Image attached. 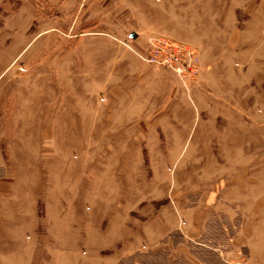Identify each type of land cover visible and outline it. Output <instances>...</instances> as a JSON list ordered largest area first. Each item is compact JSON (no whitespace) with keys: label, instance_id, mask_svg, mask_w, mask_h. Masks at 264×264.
I'll return each mask as SVG.
<instances>
[{"label":"rangeland","instance_id":"374dc122","mask_svg":"<svg viewBox=\"0 0 264 264\" xmlns=\"http://www.w3.org/2000/svg\"><path fill=\"white\" fill-rule=\"evenodd\" d=\"M158 40L168 41L163 62L177 53L186 69V84L171 72L169 118L192 127L130 132L124 113L153 108L156 86L119 96L113 62L137 60L129 49ZM11 80L31 95L26 113L57 131L39 134L51 145L36 166L42 195L23 220L9 214L0 264H144L146 221L179 222L184 183L202 173L242 179L255 209L229 264H264V0H0V89Z\"/></svg>","mask_w":264,"mask_h":264},{"label":"crops","instance_id":"0c3cea01","mask_svg":"<svg viewBox=\"0 0 264 264\" xmlns=\"http://www.w3.org/2000/svg\"><path fill=\"white\" fill-rule=\"evenodd\" d=\"M20 37L22 36L17 29L12 51L22 50ZM135 38L134 35L130 36L133 41ZM136 59L113 62V67L117 69L115 75H118V80L114 82V92L119 96L127 93L131 98L133 92H142L145 85H155L156 93L151 100H155L156 105L150 109L144 105L141 109L135 108L134 111L124 113L126 118L122 123L124 127H128L126 130L171 133L185 132L187 127H192H186L185 124L181 126L180 122L169 118L176 116L178 111L168 107V89L177 82V78L164 68L145 64L137 57ZM14 61L15 58L10 63ZM131 75L136 76L142 87L135 88L131 78L125 81ZM9 83L6 90L0 89V238L8 236V224L12 219L9 214L20 213L23 220L26 208L29 212L36 211V201L42 195L40 172L39 168L36 171V166L40 167L42 163L41 148H51L48 143L42 146L39 134L50 128L57 131V126L49 120H45L43 125L38 114L26 113V108L35 107L30 100L31 95H26L23 88L19 89L18 80H11ZM136 101L137 99L133 103ZM205 131L213 132L214 126L200 125V132ZM27 133L33 136L26 139ZM48 159H51L50 156ZM211 165L215 166L213 170H219L217 162ZM202 175L203 173L201 177L194 179L192 185L184 183L187 191L176 201L179 222L172 221L168 227L160 220L146 221L150 248L140 254L144 264H229L235 256L234 245L242 234L241 226L250 222L249 212H254L255 206H249L248 200L241 197L242 179H226L220 175L208 178ZM55 193L54 188L53 194ZM238 194L240 196L234 197ZM188 196L193 201L188 200ZM25 198L28 205L25 204ZM232 230H236L235 233L232 234ZM174 235L177 237L176 247L173 249L169 243ZM128 264L141 263L128 258Z\"/></svg>","mask_w":264,"mask_h":264},{"label":"built area","instance_id":"2783aa9c","mask_svg":"<svg viewBox=\"0 0 264 264\" xmlns=\"http://www.w3.org/2000/svg\"><path fill=\"white\" fill-rule=\"evenodd\" d=\"M167 40V39H166ZM162 41L158 40L156 43H150L149 48L146 52L144 53H139L133 49H129L133 54H135L142 62L147 63V64H152L154 66L162 67L170 72H172L174 75H177L176 77L178 80L181 82V84H186L184 82L183 78H180L178 74H184L186 72L184 64L181 62L180 55L177 53H173V60L174 62H168L164 63L163 62V55H164V50L160 46L161 43H167L168 41ZM166 54V53H165ZM194 64L197 63L196 59L194 58ZM186 82H188L189 79H185Z\"/></svg>","mask_w":264,"mask_h":264}]
</instances>
